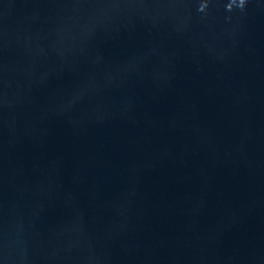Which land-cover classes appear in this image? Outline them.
<instances>
[{
  "label": "water",
  "instance_id": "obj_1",
  "mask_svg": "<svg viewBox=\"0 0 264 264\" xmlns=\"http://www.w3.org/2000/svg\"><path fill=\"white\" fill-rule=\"evenodd\" d=\"M0 264H264V0H0Z\"/></svg>",
  "mask_w": 264,
  "mask_h": 264
}]
</instances>
